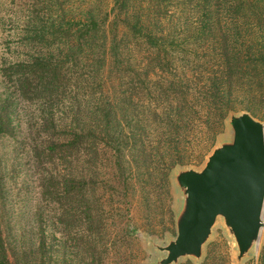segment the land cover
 <instances>
[{"label":"trees","instance_id":"trees-1","mask_svg":"<svg viewBox=\"0 0 264 264\" xmlns=\"http://www.w3.org/2000/svg\"><path fill=\"white\" fill-rule=\"evenodd\" d=\"M105 2L109 13L97 0H0V13L27 12L28 39L53 50L18 63L16 87L44 106L42 135L59 130L37 146L40 163L60 156L69 171L80 168L63 178L58 201L86 202L98 230H107L108 218L92 203L105 201L108 178L135 187L157 173L170 199L171 174L202 164L228 116L258 99L264 82V38L254 30L264 0ZM10 132L3 121L0 138ZM197 133V156H188L184 144ZM0 264H11L1 225Z\"/></svg>","mask_w":264,"mask_h":264},{"label":"rangeland","instance_id":"rangeland-1","mask_svg":"<svg viewBox=\"0 0 264 264\" xmlns=\"http://www.w3.org/2000/svg\"><path fill=\"white\" fill-rule=\"evenodd\" d=\"M97 1L105 7L104 12H111L112 3ZM8 9L0 13V125L11 121L10 134L0 138V225L11 264H154L164 255L152 249L149 242L165 246L176 236L175 211L180 196L172 174L170 199L163 193L157 173L143 174L135 187L124 181L115 183L113 176L108 178L101 190L105 201L92 203L108 218L107 230H98L89 223L90 218L85 217L86 202H79V197L75 202L65 198L58 201V194H64L66 188L63 178H69L71 171L77 176L80 168L74 165L69 171L68 163L60 156L55 165H42L37 159V146L45 145L59 130L42 135L37 124L44 106L22 95L21 88L16 87L15 74L21 69L18 63L29 62L38 52L47 56L53 50L43 49L28 39L27 12L19 7ZM182 14L184 19L190 16L188 11ZM254 30L259 38H264L263 19ZM259 89L258 99L245 101L235 113L247 111L264 122V82ZM198 137L199 133L193 134L185 142L188 156H197ZM231 137L226 126L217 144ZM205 161L194 163L193 167L199 169ZM50 177L54 180L49 181ZM234 254L233 243L219 222L203 260L196 263L183 259L179 264H236ZM263 255L264 229L259 249L243 264H261Z\"/></svg>","mask_w":264,"mask_h":264},{"label":"water","instance_id":"water-1","mask_svg":"<svg viewBox=\"0 0 264 264\" xmlns=\"http://www.w3.org/2000/svg\"><path fill=\"white\" fill-rule=\"evenodd\" d=\"M226 126L232 137L216 144L201 168L178 167L172 180L180 196L176 236L154 264L200 263L214 228L222 223L232 241L236 264L259 249L264 229V122L247 111L232 112Z\"/></svg>","mask_w":264,"mask_h":264}]
</instances>
